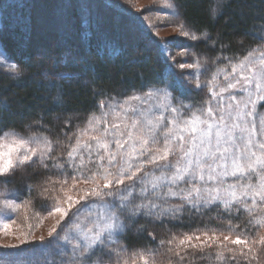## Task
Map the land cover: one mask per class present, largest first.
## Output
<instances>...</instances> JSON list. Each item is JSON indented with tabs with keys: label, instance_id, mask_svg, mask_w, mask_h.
I'll return each mask as SVG.
<instances>
[{
	"label": "snow or ice",
	"instance_id": "1",
	"mask_svg": "<svg viewBox=\"0 0 264 264\" xmlns=\"http://www.w3.org/2000/svg\"><path fill=\"white\" fill-rule=\"evenodd\" d=\"M183 27L181 25V34L192 41H212L208 33L201 37ZM168 51L171 55V50ZM180 54L191 56L192 50L188 48ZM258 59L259 67L254 66L247 73L244 72L246 63L234 65L231 74L225 73L226 85L219 91L212 88L206 107L183 121L180 114L188 106L179 97L172 96V91L183 93L189 84L203 89L216 76L202 82L197 73L182 72L171 89L160 93L176 101V106L169 103L164 110L171 113L172 118L169 120L161 113L156 125L148 129L150 138L143 134L134 136L132 131L122 132L119 125L113 124L97 129V134L84 142L81 136L86 130H81L69 138L59 154L55 153L52 141L39 135L20 136L12 143H0V212H7L8 218L13 220L16 213L31 203L30 185L11 196L6 195L7 190L2 187L11 182L18 167L38 164L58 177L49 179L52 189L42 187L41 195L55 201L44 210L59 217L49 236L56 233L57 227L61 231L67 227V231L63 236L56 234L53 258L45 264H121L119 258L127 249L120 239L129 228V222L139 218H177L185 206L195 212L215 206L229 217L241 210L252 214L258 206H264V113L258 111V106L264 107V54ZM4 60L5 56L0 54V62ZM202 67L199 58H194L192 63L179 64L181 70ZM10 68L19 75L16 64ZM146 94L153 98L151 89ZM155 99H159V95ZM100 107L112 108L113 105L101 102ZM132 114L135 116L137 109H133ZM168 124L175 125L179 132L175 140L170 133L160 135ZM131 127L136 130L138 121L133 120ZM186 130L187 136L184 135ZM0 133H4L3 127ZM177 153L180 156L175 159ZM228 177L234 178L232 182H228ZM81 184L83 188L79 187ZM258 223L253 225L249 220L245 230L250 231V226H258ZM221 235L207 231L186 235L179 240L178 249L187 246L202 251L217 247L222 249L217 259L223 264H252L256 260L257 245L264 253V236L258 240L252 238L250 242L246 232L244 238L241 234L235 238L230 234ZM194 240L199 243L194 244ZM27 242L25 234L21 244ZM225 242L243 247L237 251ZM175 254L180 260L184 259L179 250ZM140 259L147 264L145 257Z\"/></svg>",
	"mask_w": 264,
	"mask_h": 264
},
{
	"label": "trees",
	"instance_id": "2",
	"mask_svg": "<svg viewBox=\"0 0 264 264\" xmlns=\"http://www.w3.org/2000/svg\"><path fill=\"white\" fill-rule=\"evenodd\" d=\"M52 1L63 10L56 7L51 11ZM170 1L183 29H191L201 37L208 33L212 38L211 42L200 39L188 45L204 66L203 74L209 75L220 67L234 64L254 49L264 47V0ZM87 4L99 7L107 16L106 21L90 14ZM47 11L53 12L56 19L60 16L64 19V13H69L71 23H64L62 31L71 29L72 36L79 40L60 39L69 50L73 48L68 58L61 47L50 48V43L44 41L45 30L40 29L37 18ZM125 14L99 0H0V49L9 62L16 64L19 72L17 75L0 66V127L4 128V133L45 136L59 154L69 138L98 112L101 102L122 100L150 89H171L181 75L170 62L168 50L174 52L175 46L171 44L165 48L167 50L163 49L139 22ZM89 15L93 17L91 22ZM112 17L134 26L142 43L130 47L123 24L113 26ZM193 87L189 84L183 93L172 91V96L179 97L184 105L200 108L205 96L203 91ZM172 102L176 105V101ZM49 179L58 177L38 164L25 166L16 170L11 182L2 187L18 193L30 185L31 203L27 207L43 214L44 208L52 202L41 195L42 187L52 189ZM255 216L241 210L229 217L215 206L199 212L185 206L177 218H139L129 222L120 243L127 249L125 253L152 251L160 260L170 261L174 260L168 251L172 236L221 231L243 236L246 232L249 238L261 224V218L257 221ZM249 220L253 225L259 223L246 231ZM55 245L56 234L42 241L23 243L18 248L0 247V264H45L52 260ZM209 254L207 251L186 252V259L181 263L223 264L215 262Z\"/></svg>",
	"mask_w": 264,
	"mask_h": 264
},
{
	"label": "rangeland",
	"instance_id": "3",
	"mask_svg": "<svg viewBox=\"0 0 264 264\" xmlns=\"http://www.w3.org/2000/svg\"><path fill=\"white\" fill-rule=\"evenodd\" d=\"M109 3L110 5L117 7L124 13L125 15L135 19L139 24L146 29L147 32H149L162 46L163 49L167 48L168 45L173 44L175 48L173 49L174 52H171L170 55V62H173V58L175 60L174 68L180 73H188V72H194L197 73L199 76V79L203 82L205 80H210L213 75L216 76V79L212 81L211 84H209L207 87L200 89V91H203L205 100L204 105L199 107H192L190 105H187V110L182 111L180 114V119L183 121L184 119L190 118L192 113L199 114V111L204 109L207 105V102L210 99V93L213 87L216 88V91H219L220 87H223L226 85L225 81V73L231 74L232 68L234 65H240L241 63H246L247 67L244 69V72L247 73L249 69H252L254 66L259 67L260 61L259 57L264 54V47H258L254 49L251 53H249L247 56H245L243 59L239 60L238 62L230 65H226L223 67L218 68L217 70L213 71L211 74L204 73L202 69H183L181 70L179 68L180 63H192L193 59L195 58V55L192 53L191 56L188 55H181L180 53L183 52L185 49H188V45L192 42L189 38L184 37L181 32V23L175 18L176 17V10L171 3L170 0H99ZM63 4V1H61ZM64 5V4H63ZM62 5V6H63ZM87 8L89 9V13L94 15L99 20L106 21V15L100 10V8L93 4H87ZM58 7V10H63V7H59L57 5V2L52 1V7L51 11L53 9H56ZM68 12L64 13V19L60 16V18L56 19L53 15V12L47 11L46 13H42L38 16V25L40 29L45 31L44 33V41L46 44L50 43V48H57L61 47L63 49V54L68 58L71 54L70 51H73V48L68 49L65 43H62V39L68 42H72L74 40L75 42L76 37L72 34L73 32L68 30L65 31L63 29L64 23H71L70 18L68 17ZM93 17L89 15L90 22ZM60 19V20H59ZM117 17H112L110 22L114 26L117 23L123 24L124 27V34L127 35L130 43L129 46L133 47L134 44L142 43V39L134 29V26H132L129 23H125ZM128 19V18H127ZM128 22V20H127ZM186 31V29H183ZM167 50V49H165ZM0 54L3 55L2 50L0 49ZM169 56H167L168 58ZM246 58H248L246 60ZM12 65L11 62H9L6 58L4 61L0 62V66L11 69L10 66ZM240 68L237 67V73H240ZM194 85H192L193 87ZM191 88V87H190ZM193 89H195L193 87ZM166 89L164 88H158V89H152L153 92V98L150 99L147 96V92H144L142 94H137L139 96V99H132V95L128 98L122 99V100H112L105 102L107 104L113 105L112 108L108 107H99L98 112L91 116L86 124L83 126L82 129H80L77 134L80 133L81 130H86V134L81 136V141H87L91 135L97 134V129L103 128L104 126H110L113 124L119 125L120 131L127 133L128 131H132L134 136H138L143 134L145 138H150L148 129L152 126L156 125L157 118L160 116L161 113H163L165 116L168 117L169 120L172 118V114L169 112H165V106H167L169 103H174L172 100H170L168 95H161V92H164ZM199 90V89H195ZM202 93V94H203ZM159 95V99H155V97ZM225 102L227 103V93H225ZM119 103V107H116V104ZM173 106H176L173 104ZM212 106L215 108V102H213ZM137 109V114L133 116L132 110ZM258 111L264 113V107L258 106ZM107 114V115H105ZM225 116L227 117V112H225ZM133 120L138 121V128L136 130H133L131 125ZM181 127H183V124H181ZM164 133H170L173 137V140H175V137L179 135V132L177 131L175 125L168 124L166 128L163 129V131L160 132V135L163 136ZM184 135L187 136L188 132L187 130L184 132ZM21 135L14 133V132H5L0 135V143H12L13 139L16 137H20ZM36 136V135H32ZM42 136V135H39ZM27 137V136H23ZM44 138H47L45 136H42ZM48 139V138H47ZM255 139V137H254ZM50 140V139H48ZM51 141V140H50ZM54 147V144H53ZM180 156L179 153L176 154L175 159H178ZM170 159H173V157H170ZM18 167L17 170L24 168ZM115 171V169H113ZM159 175V173H157ZM228 182H232L234 178L228 177ZM254 183L256 181H253ZM79 187L83 188L84 185L81 184ZM6 191V195H13L15 192L11 189L3 188ZM56 195V194H55ZM54 195V196H55ZM60 196H63V193H60ZM55 203V201L52 200L51 205ZM50 205V206H51ZM253 214L255 216V220L258 221V219L261 218V224L256 232L255 235L249 237V241L251 242L252 238L259 239L260 236H264V206H258L257 209L253 211ZM258 218V219H257ZM59 219L58 215H49L46 211L45 213L41 214L40 212L36 213L31 210V208H22L18 213L15 214L13 220H10L8 218L7 212H0V247H9L10 245H21V241L24 239L25 234H27V241H42L45 239L50 238L49 231L57 226V220ZM8 225L7 228L4 226ZM69 227L71 225H68ZM67 231V227L64 228V231H61L60 227H57L56 233H53V235L59 233L61 236L64 235V232ZM210 234L212 232H216L218 235H232L233 238H235L236 234L229 233V232H221V231H207ZM203 232H193V234H201ZM190 234H182L177 236H172L169 240V253L171 254L170 257L174 258V260L170 261H164L160 260L158 255L151 252H140V253H123L121 255V264H124L125 261H127V264H133V261H135V264H144V261L140 259L141 256L145 257L147 260V264H182L181 262L183 260H180V258L175 254L177 250L180 251L181 255L184 257L186 252L194 253V252H210L209 256L213 258L215 262H222L217 259V253L222 251V249L213 247L210 249H204L199 250L196 248H191L187 246H181L178 249L179 240L183 238L186 235H193ZM203 238V237H202ZM242 238L244 236L242 235ZM222 239V235H221ZM194 244H198V241H193ZM228 244V247L236 249L239 251V249L243 246L241 245H232L230 242H225ZM261 246L257 245V256L256 260L252 261V264H264V253H261L259 251ZM227 255V253H226ZM209 257V259H210ZM185 258V257H184ZM186 259V258H185ZM189 259V257L187 258ZM174 261V262H172ZM246 263V262H243Z\"/></svg>",
	"mask_w": 264,
	"mask_h": 264
}]
</instances>
